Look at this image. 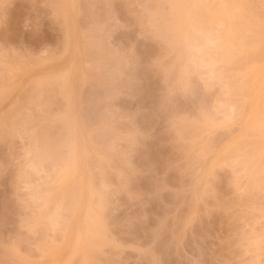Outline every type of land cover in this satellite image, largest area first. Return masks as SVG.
Returning a JSON list of instances; mask_svg holds the SVG:
<instances>
[{"label":"rangeland","instance_id":"obj_1","mask_svg":"<svg viewBox=\"0 0 264 264\" xmlns=\"http://www.w3.org/2000/svg\"><path fill=\"white\" fill-rule=\"evenodd\" d=\"M201 2L0 0V264H264V1Z\"/></svg>","mask_w":264,"mask_h":264},{"label":"bare ground","instance_id":"obj_2","mask_svg":"<svg viewBox=\"0 0 264 264\" xmlns=\"http://www.w3.org/2000/svg\"><path fill=\"white\" fill-rule=\"evenodd\" d=\"M174 1H175V0H174ZM201 1H202V0H200V2H201ZM235 1H236V0H235ZM239 1H240V0H239ZM263 1H264V0H263ZM177 2H179V1H177ZM187 2H188V1H187ZM215 2H216V1H215ZM215 2H214L213 4H215ZM223 2H224V0H223ZM244 2H245V1H243V4H244ZM173 3H175V2H173ZM198 3H199V2H197V4H198ZM201 3H202V2H201ZM204 3H205V2H204ZM219 3H220V2H219ZM224 3H225V2H224ZM254 3H255V2H254ZM262 3H263V2H262ZM175 4H176V3H175ZM175 4L172 5V6L175 7V6H176ZM178 4H179V3H178ZM199 4H200V3H199ZM234 4H235V2H234ZM247 4H249V2H248ZM255 4H256V3H255ZM200 5H201V4H200ZM218 5H219V4H218ZM221 5H222V4H221ZM240 5H241V4H240ZM240 5L238 4V6H240ZM244 5H245V4H244ZM263 5H264V4H263ZM193 6H195V4H194ZM193 6H192V7H193ZM196 6H197V5H196ZM196 6H195V7H196ZM198 6H199V5H198ZM201 6H202V5H201ZM201 6H200V7H201ZM204 6H205V4H204ZM204 6H203V7H204ZM216 6H217V5H216ZM216 6H215V7H216ZM223 6H224V4H223ZM228 6L230 7V5H228ZM228 6H227V7H225V6L223 7L225 13L232 12V10H231V11H229V10L227 11V9L229 8ZM238 6H237V8H238ZM247 6H249V5H247ZM177 7H178V6H176V9H177ZM188 7H189V6H188ZM215 7H214V8H215ZM235 7H236V6H235ZM241 7H243V5H242ZM249 7H250V6H249ZM257 7H258V5H257ZM257 7H256V8H257ZM259 7H260V6H259ZM263 7H264V6H263ZM60 8H61V7H60ZM182 8H183V6L181 7V10H180L181 12H182ZM198 8H199V7H198ZM226 8H227V9H226ZM245 8H246V7H245ZM245 8H244V10H245ZM260 8H261V7H260ZM172 9H173V8H172ZM194 9H195V8H194ZM199 9H200V8H199ZM201 9H204L203 11L206 10L205 7H204V8H201ZM212 9H213V8H212ZM217 9H218V8H217ZM217 9H216V10H217ZM225 9H226V10H225ZM251 9H252V8H251ZM263 9H264V8H263ZM183 10H184V9H183ZM187 10H188V9H187ZM189 10H190V9H189ZM196 10H198L197 7H196ZM196 10H194V11H196ZM216 10H215V11H216ZM218 10H219V9H218ZM221 10H222V9H221ZM233 10H235V9L233 8ZM236 10H239V8L236 9ZM236 10H235V11H236ZM249 10H250V8H249ZM175 11H177V10H175ZM180 11H179V12H180ZM190 11H191V10H190ZM199 11H200V10H199ZM203 11H202V12H203ZM212 11H213V10H212ZM187 12L189 13V11H187ZM209 12H210V11H209ZM220 12H221V11H220ZM233 12H234V11H233ZM233 12H232L231 14H226V15L229 16V18H228L227 16H226V17H227L228 19H230V20L232 19L231 21H232L233 23H235V22L237 21V22L240 24V21H238L237 18H236V20H233L234 17H237V16H235V12H234V17L231 16V15L233 14ZM239 12H240V11H239ZM241 12H242V10H241ZM241 12H240V13H241ZM246 12H247V11H246ZM249 12H250V11H248V13H249ZM255 12H256V11H255ZM188 13H187V14H188ZM200 13H201V12H200ZM214 13H215V12H214ZM214 13H213V14H214ZM256 13H258V12H256ZM256 13H255V14H256ZM263 13H264V12H263ZM62 14H63V13H62ZM180 14L183 15V13H180ZM189 14H190V15H189ZM189 14H188L187 18H188L189 16H190V17L192 16V15H191V12H190ZM194 14H195V13H194ZM204 14H205V13H204ZM220 14L223 15L222 12L219 13V15H220ZM249 14L251 15V12H250ZM253 14H254V12H253ZM253 14H252V15H253ZM182 15H180V16L182 17ZM199 15H200V14H199ZM217 15H218V14H217ZM221 15H220V18L224 19V16L221 17ZM242 15H244L243 12H242ZM246 16H247V15H246ZM256 16H257V14H256ZM256 16H255V17H256ZM211 17H213V19L215 18V16H212V15H211ZM262 17H263V16H262ZM177 18H178V16H177ZM201 18H202V17H201ZM201 18H200V19H201ZM206 18H207V17H206ZM217 18H218V17H217ZM227 18H226V19H227ZM240 18H241V17H240ZM250 18H251V17H250ZM188 19H189V18H188ZM188 19H187V21H190V20H191V19H189V20H188ZM192 19H193V18H192ZM198 19H199V18H198ZM200 19H199V20H200ZM211 19H212V18H211ZM211 19H210V20H211ZM213 19H212V20H213ZM234 19H235V18H234ZM248 19H249V16H248ZM260 19H261V18H260ZM168 20H170V19H168ZM175 20H176V18H175ZM178 20H179V19H178ZM178 20H177V23H178ZM201 20L205 21L204 19H201ZM224 20H225V19H224ZM224 20H223V21H224ZM258 20H259V16H258ZM157 21H158V20H157ZM162 21H163V19H162ZM203 21H202V22L200 21V22L202 23V26H203V31H210V30H212L211 28H210V29L208 28L209 25H211L210 21L207 20V21H209V23H210V24L208 23L209 25L207 24V26H206V24H204L205 22H203ZM214 21H215V20H214ZM231 21H228V23H227V21H225V22H223L224 24H222V25L224 26L223 31L225 30V27H230V28H231V29H230V28L227 29L228 31H229V30H230V31H233V30H234V32H231V34H232V33H235V32H236V25H237V23H236V25H235V24H233ZM234 21H235V22H234ZM248 21H249V23H250L251 19L248 20ZM252 21H253V20H252ZM255 21L257 22V19H256ZM259 21H260V20H259ZM262 21H263V20H262ZM159 22H160V21H159ZM194 22H195V21H194ZM219 22H222V20L220 19ZM230 22H231L232 24H231ZM260 22H261V21H260ZM189 23H190V24H189V26L187 25L188 27H187V29H186V32H188V30H189L190 33H191V30H192V27L194 26V23H193V24H192V22H189ZM206 23H207V22H206ZM214 23H215V22H214ZM225 23H227V25H229V26H226ZM229 23H230L231 25H234L235 29H234V27L230 26ZM243 23H244V21H243ZM243 23L241 22L242 26H241V24H240V25H237V26H241V27H243ZM159 24L161 25V23H159ZM173 24H174V23H173ZM173 24H171V27H173V26H172ZM183 24H185V21L183 22ZM203 24H204V25H203ZM247 24H248V23H247ZM258 24H259V23H258ZM176 25H177V24H176ZM190 25H191V30L188 29V28L190 27ZM199 25H201V24H199ZM199 25H198V27H199ZM212 25H213V23H212ZM219 25H220V23H219ZM245 25H246V24H245ZM251 25H252V24H251ZM253 25H254V23H253ZM168 26H170V25H168ZM255 26L258 27V25H255ZM259 26H260V25H259ZM158 27H159V26H158ZM241 27H240V28H241ZM249 27H250V26H249ZM261 27H262V26H261ZM165 28H166V27H164L163 30H166V31H167V29H170V27H169V28H166V29H165ZM193 28L195 29V28H197V26H196V27H193ZM199 28H201V31H202V27H199ZM246 28H247V27H246ZM251 28H252V27H250V29H251ZM161 29H162V27H161ZM241 29H242V28H241ZM243 29H245V28H243ZM243 29H242V30H243ZM253 29H254V28H253ZM255 29H256V28H255ZM172 30H173V29H172ZM172 30H170V31H172ZM260 30H261V29H260ZM262 30H264V27H263ZM195 31H197V30H195ZM195 31L193 30L192 33L195 32ZM198 31H199V29H198ZM213 31H214V30H213ZM230 31H229V32H230ZM238 31L240 32V30H238ZM248 31H249V30H248ZM251 31H252V29H251ZM161 32H162V31H161ZM168 32H169V31H168ZM180 32H181V30H180ZM186 32H185V33H186ZM219 32H221V31L219 30ZM219 32H218V33H219ZM241 32H242V31H241ZM243 32H244V30H243ZM243 32L241 33L242 35L244 34ZM190 33L188 32V34H190ZM206 33H207V32H206ZM221 33H222V32H221ZM224 33H225V34H224ZM224 33H222V35H221V34H220V35L223 36V34H224L225 37H228L227 35H229V34L226 35V31H225ZM247 33H248V32H247ZM166 34L168 35V38H169V35H170V34H168V33H166ZM176 34L178 35V33H176ZM176 34H175V35H176ZM195 34H196V33H195ZM195 34L193 33V40H192V41L190 40V42H191V43L196 42V44L194 43V44L191 45V43H187V45L189 44V46H191V47H193V46H195V47H197V46H198V47H201V46H199V44H198V43H200L201 40H199L200 38H199V39H196V38H195V36H196ZM202 34H203V33H202ZM245 34H246V33H245ZM252 34H253V35H250V36L252 37V39H251L250 36H248V38H247V36H245L246 41H248V40L251 41V40H252L251 42L248 41V43L245 42V41H243L242 39H241V40H242L243 42H240V40L236 37V36H240V33H239V35H235V34H234L235 37L229 35V38H231V37L236 38L235 40H237V41L239 40V43H241V44H239V43L236 41V43L240 45L239 47H240L241 49L238 47L237 44L234 43L235 46L232 44V45H233L232 47H233V48L235 47V51L238 50L237 47L240 49L239 51H243V50H245V49L242 50V48H243V47L245 48L246 46H247V47H250V48H248V49H255L256 46H259V47H257V48H260V47L262 46V43H263V46H264V41L261 40V38L264 37V35L261 34L260 32H257V29H256V31H252ZM259 34H260L261 36H260ZM175 35H174V36H173V34L170 35V36H171V37L169 38V41H170V42H171L170 39H172V36L175 37ZM194 35H195V36H194ZM205 35H206V34H205ZM208 35H209V34H208ZM220 35L217 37V39H219V38L221 37ZM262 35H263V36H262ZM179 36H180V35H179ZM179 36H177L178 38L175 37L176 39H172V41H173V40H174V41H175V40L178 41L177 39H179ZM224 36H223V37H224ZM196 37H197V36H196ZM225 37H224V38H225ZM184 38H185V37H184ZM186 38H187L188 41H189V38L187 37V34H186ZM191 38H192V36H191ZM224 38H223V39H224ZM241 38H242V37H241ZM249 38H250V39H249ZM206 39H207V36H206ZM206 39H205V40H206ZM210 39H211V38H210ZM210 39L208 38L209 41H210ZM223 39H222V40H223ZM231 39H232V38H231ZM262 39H263V38H262ZM166 40H167V39H166ZM184 40H185V39H184ZM194 40H195V41H194ZM205 40H203V42H206V41H207V40H206V41H205ZM212 40H213V39H212ZM214 40H215V38H214ZM188 41H187V42H188ZM193 41H194V42H193ZM197 41H198V43H197ZM225 41H226V38H225ZM228 41H230V42H229L230 44H231L232 42H234V40H232V42H231V40H228ZM262 41H263V42H262ZM67 42H68V41H67ZM203 42H202V44H203ZM222 42H223V41H222ZM222 42H220L221 44L218 43V45H217V46L221 45L220 47L217 48V46H216V49H219V50H216V51H218L217 53L220 55L219 58H221L223 55H225V56H223V58H225V57H227V56H230V52H233V51H234V49L232 50L231 45H224L226 48L229 46V48H228L229 50H225V49H224L226 52L223 51V50L221 49V47L223 46ZM244 42L247 43V45H245ZM168 43H169V42H168ZM176 43H178V42H176ZM223 43H224V42H223ZM250 43L252 44L251 46H250ZM183 44H184V43H183ZM183 44H182V46H183ZM197 44H198V45H197ZM200 44H201V43H200ZM204 44H205V43H204ZM204 44H203V45H204ZM213 44H214V43H213ZM213 44H212V46H213ZM216 44H217V43H216ZM216 44H215V45H216ZM260 44H261V46H260ZM187 45H185V46H187ZM196 45H197V46H196ZM209 45H210V44H209ZM209 45H208V46H209ZM254 45H256V46H254ZM263 46H262V47H263ZM67 47H68V46H67ZM177 47H178V45H177ZM202 47H203V46H202ZM230 47H231V49H230ZM253 47H254V48H253ZM262 47H261V49L263 50L264 47H263V48H262ZM188 48H189V47H188ZM188 48L186 47V49H188ZM207 48H208V47H207ZM189 49H190V48H189ZM189 49H188V50H189ZM195 49H196V48H195ZM190 50H192V49H190ZM214 50H215V49H214ZM221 50H222V51H221ZM230 50H231V51H230ZM193 51H194V50H193ZM235 51H234V53H236ZM245 51H246V50H245ZM248 51H250V50H248ZM191 52H192V51H191ZM202 52H203V51H202ZM212 52H213V51H212ZM227 52H229V53H228L229 55H228V54L226 55ZM259 52H260V51H259ZM186 53H187V52H186ZM192 53H193V52H192ZM194 53H195V52H194ZM197 53H198V52H197ZM205 53H206V52H205ZM222 53H224V54L221 56ZM234 53H233V54H234ZM243 53H244V51H243ZM233 54H232V56H233ZM255 54H256V53H255ZM181 55H182V54H181ZM189 55H190V54H189ZM208 55H209V54H208ZM219 55H218V56H219ZM237 55H239V54H237ZM245 55H246V54H245ZM191 56H192V55H191ZM263 56H264V55H263ZM177 57H178V56H177ZM247 57H248V55H247ZM188 58H189V57H188ZM195 58H196V57H195ZM223 58H222V59H223ZM227 58H228V57H227ZM248 58H249V57H248ZM248 58H246V59H248ZM201 59H202V58H201ZM204 59H205V58H204ZM210 59H211V58H210ZM217 59H218V58H217ZM228 59H229V58H228ZM228 59H227V60H228ZM237 59H238V58H237ZM188 60H189V59H188ZM219 60H220V59H219ZM225 60H226V59H225ZM252 60H253V59H252ZM252 60H251V58H250L249 61H248V60H246L247 62L244 61L245 64H242V65H245V66L247 65L246 68H248V66H249V68H250L251 65H250L249 63H252V67H251V68H254V65L256 64V62H257L256 60H257V59L255 60V58H254L253 62H252ZM199 61H200V60H199ZM211 61H212V60H211ZM254 61H255V64H254ZM191 62H192V61H191ZM203 62H204V61H203ZM259 62H260V61H259ZM259 62H258V63H259ZM193 64H194V63H193ZM209 64H210V63H209ZM253 64H254V65H253ZM210 65H211V64H210ZM226 65H227V64H226ZM256 65H257V64H256ZM261 65H262V64H261ZM186 66H187V65H186ZM196 66H197V65H196ZM237 66H238V64H237ZM263 66H264V65H263ZM189 67H190V66H189ZM204 67H205V66H204ZM234 67H235V66H234ZM193 68H195V67H193ZM246 68H245V70H244V67L242 66V70H244V71H248V72H246L245 74L248 75L249 79H246V80H249V82L245 80L246 75H245L244 73H242L241 75H245V77L242 78L241 75H240L239 78H242V79L245 81V83L240 82L241 84L243 83V85H240L239 88H240V89H243L242 87H244V85H246V84L249 85V83H250V85L247 86V87H246V86L244 87V88H248V89L241 90V91H242L243 93H245V94L241 93L239 90H237V91L240 92V93H239L240 95L243 94V96L246 95V93H247V96H248V92H249V91H252V93H253V90H254V91L257 90V92H258V90H260L259 92H261V90L264 88V87H263L262 89H260L261 85H264V69H262V70H263V73H262V71H258V70L252 71L251 68H250V69L248 68V69L246 70ZM197 69H198V68H197ZM206 69H207V68H206ZM71 70H72V69L69 68L68 72H64V73H70ZM238 70H240V69H238ZM250 70H251V71H250ZM184 71H185V70H184ZM196 71H197V70H196ZM202 71H203V70H202ZM206 71H207V70H206ZM71 72H73V70H72ZM198 72H199V71H198ZM186 73H187V72H186ZM209 73H210V71H209ZM212 74H213V73H212ZM64 75H65V76H64ZM68 75H70V74H68ZM232 75H233V74H232ZM63 76H64V79H63ZM63 76H62V74H60L59 77L62 79V81L64 80V81H63V84H64L63 86H64L65 89H66V86H65V85H66V84H69V83L71 82V81L69 82V81L67 80V79L70 78V76L68 77L66 74H63ZM72 76H73V75H72ZM183 76H184V75H183ZM53 77H54V76H53ZM55 77H57V76H55ZM65 77H66V78L68 77V78L66 79ZM215 77H216V76H215ZM230 77H231V76H230ZM57 78H58V77H57ZM186 78H187V77H186ZM49 79H50V78H49ZM53 80H54V79H53ZM181 80H182V79H181ZM213 80H214V79H213ZM238 80H240V79H238ZM243 80H242V81H243ZM60 81H61V80H60ZM67 81H68V82H67ZM240 81H241V80H240ZM65 82H66V83H65ZM235 82H236V81H235ZM247 82H248V83H247ZM61 83H62V82H61ZM187 83H188V82H187ZM223 83H224V82H223ZM49 84H50V83H49ZM57 84H58V83H57ZM59 84H60V83H59ZM59 84H58V85H59ZM232 84H233V83H232ZM71 85H72V84H71ZM224 85H225V84H224ZM63 86H62V87H63ZM53 87H54V86H53ZM55 87H56V86H55ZM62 87L60 86V88H62ZM227 87H228V85H227ZM256 88H258V89H256ZM63 89H64V88H63ZM236 89H237V87H236ZM236 89H234V90H236ZM40 90H41V89H40ZM228 90H229V89H228ZM246 90H248V91H246ZM41 91H42V90H41ZM63 91H64V90H63ZM70 91H71V90H70ZM229 92H230V91H229ZM255 92H256V91H255ZM257 92H256V93H257ZM64 93H65V91H64ZM249 93H250V92H249ZM256 93H255V94H256ZM263 93H264V92H263ZM66 94H67V97L71 95L70 92L67 93V91H66ZM68 94H70V95H68ZM237 94H238V93H237ZM237 94H236V95H237ZM255 94H253V95L255 96ZM225 95H226V94H225ZM249 95H251V94H249ZM253 95H251V96H253ZM231 96H232V95H231ZM247 96H244V97H245V98H248ZM263 96H264V94H263ZM69 98H70V97H69ZM261 100H263V102H264V99H261ZM261 100H259V103H260V104H259V103H257V102H258V99H257V101L254 103V106H255L256 103H257L258 106L261 107V104H263V102L261 103ZM69 101H70V100H69ZM229 101H230V100H229ZM252 101H253V100H251V102H252ZM224 102H225V101H224ZM233 102H234V101H233ZM235 102H236V101H235ZM238 102H239V101H238ZM47 103H48V102H47ZM222 104H223V103H222ZM245 104H246V102H244V105H245ZM252 104H253V103H252ZM252 104H251V106H252ZM67 105H68V104H67ZM227 105H228V104H227ZM244 105H243V107H244ZM65 106H66V105H65ZM231 106H232V105H231ZM247 106H248V102H247ZM256 106H257V105H256ZM256 106H255V108H256ZM263 108H264V106H263ZM248 109H250V108H248ZM251 109L253 110L254 107L251 108ZM251 109H250V110H251ZM252 110L250 111V113L252 112ZM254 110H255V109H254ZM236 111H237V110H236ZM231 112H232V111H231ZM231 112H230V113H231ZM233 112H234V111H233ZM260 112H263V113H264L263 110L260 111V109H259V111H258L257 113L259 114ZM228 113H229V111H228ZM255 113H256V112H255ZM257 113H256V114H257ZM233 116H235V115H233ZM248 116H249V115H248ZM256 116H257V115H256ZM258 116L261 117V115H258ZM263 116H264V114L262 115V117H263ZM68 117H69V116H68ZM252 117H254V114H253V116H251V118H250V117H249V118L252 119ZM259 117H258V118H259ZM262 117H261V118H262ZM258 118H256V119H258ZM263 118H264V117H263ZM263 118H262V119L259 118L258 120H256L257 123H255V125L258 126V124L260 125V123H261V126H258L259 128H258L257 126L255 127V125H253L254 122H253V124H252V120H251V124H252V125H251V124H250V125H251V128H252V129L255 127V128H254V131L256 130V132L258 131V133H260L259 130H261L262 127H263V129H264V125H263V124H264V119H263ZM65 119H66V118H65ZM68 119H69V118H68ZM253 119H254V118H253ZM214 120H215V119H214ZM254 120H255V119H254ZM260 120H262V121L260 122ZM66 121H67V120H66ZM247 121H248V120H247ZM247 121H246V123L248 124ZM206 122H207V121H206ZM66 123H67V122H66ZM208 123H209V122H208ZM214 123H215V122H214ZM11 125H12V124H11ZM66 125H67V124H66ZM250 125L248 124V126H250ZM213 126H214V125H213ZM252 126H253V127H252ZM67 128L69 129V127H67ZM251 128H250V129H251ZM256 128H257V129H256ZM260 128H261V129H260ZM68 129H67V130H68ZM258 129H259V130H258ZM261 132H262V131H261ZM68 133H69V130H68ZM263 133H264V132H263ZM246 135H247V134H246ZM258 135H259V134H258ZM67 137H68V136H67ZM262 137H264V135H262ZM47 138H48V137H47ZM63 138H64V137H63ZM241 138H242V137H241ZM48 139H49V138H48ZM41 140H42V139H41ZM69 140H70V139H69ZM59 141H60V140H59ZM236 141H237V140H236ZM45 142H47V141H45ZM263 142H264V141H263ZM42 143H43V142H42ZM233 143H234V142H233ZM45 145H46V144H45ZM71 145H72V144H71ZM237 145H238V144H237ZM244 145H246V144H244ZM248 146H249V145H248ZM68 147H69V146H68ZM230 147H231V146H230ZM46 148H47V147H46ZM69 148H70V147H69ZM74 148H75V147H74ZM247 148H248V147H247ZM253 148H254V147H253ZM253 148H252V149H253ZM263 148H264V147H263ZM261 149H262V148H261ZM69 150H70V149H69ZM230 150H231V149H230ZM237 151H238V150H237ZM258 151H259V150L257 149V153H258ZM75 152H76V151H75ZM227 152H228V151H227ZM235 152H236V151H235ZM238 152H239V151H238ZM245 152H246V151H245ZM73 153H74V150H73ZM252 153H253V152H252ZM252 153H251V155H253ZM74 154H76V153H74ZM74 154H73V155H74ZM224 154H225V153H224ZM233 154H234V153H233ZM247 154H248V152H247ZM55 155H56V154H55ZM55 155H54V156H55ZM69 155H70V152H69ZM230 155H231V154H230ZM245 155H246V154H245ZM59 156H60V155H59ZM74 156H75V155H74ZM240 156H241V153H240ZM61 157H62V156H61ZM64 157H65V156H64ZM38 158H39V157H38ZM263 158H264V157H263ZM50 159H51V158H50ZM66 159H68V157H67ZM236 160H237V159H236ZM260 160H262V159H260ZM44 161H45V160H44ZM58 161H59V160H58ZM68 161H69V160H68ZM73 162H74V160H73ZM66 163H67V162H66ZM68 163H69V162H68ZM74 163H75V162H74ZM261 163H262V162H261ZM56 164H59V162H58V163L56 162ZM78 164H79V163H78ZM245 165H246V164H245ZM60 166H61V165H60ZM78 166H79V165H78ZM247 166H248V165H247ZM260 166H261V165H260ZM56 167H59V166H56ZM73 167H74V166H73ZM248 167H249V166H248ZM248 167H247V168H248ZM258 167H259V166H258ZM53 168H55V167H53ZM75 168H77V164H76ZM55 169H56V168H55ZM57 169H58V168H57ZM74 170H75V169H74ZM77 170H78V168H77ZM53 171H54V170H53ZM60 172H61V171H60ZM60 172H59V173H60ZM248 172H249V171H248ZM260 172H262V171H260ZM66 175H67V174H66ZM66 175H65V177H66ZM259 175H261V174H259ZM262 176H263V175H262ZM62 178H64V177H62ZM263 178H264V177H263ZM59 179H60V178H59ZM77 179H79V177H77ZM52 180H53V179H52ZM62 180H63V179H62ZM62 180H61V181H62ZM78 182L80 183V180H78ZM58 183H59V182H58ZM253 183H254V182H253ZM73 185H74V184H73ZM260 185H261V184H260ZM80 186H81V183H80ZM80 186H79V187H80ZM263 186H264V185H263ZM79 187H78V190H79ZM80 188L83 189L82 186H81ZM75 190H76V189H75ZM70 191H71V190H70ZM79 191H80V190H79ZM81 191H82V190H81ZM81 191H80V192H77V194H78V193L80 194ZM72 192H74V191L72 190ZM72 192H71V193H72ZM69 194H70V193H69ZM63 197H64V196H63ZM67 197H68V196H67ZM70 197H71V196H70ZM70 197H69V198H70ZM72 197H73V196H72ZM75 197L77 198V196H75ZM83 197H84V196H83ZM69 198H68V199H69ZM78 198H79V195H78ZM80 198H81V197H80ZM80 198H79V199H80ZM64 199H65V198H64ZM70 200H71V199H70ZM74 200H75V199H74ZM76 200H77V199H76ZM76 200H75V201H76ZM71 201H72V200H71ZM77 201L79 202V200H77ZM58 202H59V201H58ZM78 202H75V204H77V205L80 204V203H78ZM60 204H61V203H60ZM69 204H70V203H69ZM72 205H73V204H71V206H72ZM57 207H58V204H57ZM65 207H66V206H65ZM72 207H73V206H72ZM76 207H77V206H76ZM76 207H75V208L73 207V208L76 209ZM79 207H80V206H79ZM63 208H64V207H63ZM88 208H91V207H88ZM71 209H72V208H71ZM74 209H73V210H74ZM77 209H78V208H77ZM79 209H80V208H79ZM91 209H92V208H91ZM91 209H90V210H91ZM87 210H88V209H87ZM59 211H60V210H59ZM56 212H57V211H56ZM66 212H67V211H66ZM73 212H74V211H73ZM75 212H76V211H75ZM91 212H92V211H90V213H91ZM69 213H70V210H69ZM79 213H80V212H79ZM93 213H94V211H93ZM93 213H92V214H93ZM54 214H55V213H54ZM58 214H59V213H58ZM87 214H88V216L91 215V214L88 213V211H87ZM56 215H57V214H56ZM63 215H64V214H63ZM69 215H70V214H69ZM72 215H74V214L72 213ZM72 215H71V216H72ZM93 215L95 216L96 214L94 213ZM53 216H54V215H53ZM66 217H67V215H66ZM95 217H96V216H95ZM88 218H89V217H88ZM92 218H93V216H92ZM92 218H91V219H92ZM55 219H56V218H54V220H55ZM58 219H59V218H57L56 222L58 221ZM64 219H65V218H64ZM95 219H97V217H96ZM100 219H101V218H100ZM54 220H53V221H54ZM62 220H63V219H62ZM88 220H89V219H88ZM97 220H98V219H97ZM60 221H61V220H60ZM85 221H86V223L88 222L87 219H85ZM67 222H68V221H67ZM102 222H103V221H102ZM61 223H63V222H61ZM48 224H49V223H48ZM59 224H60V223H59ZM88 224H90V220H89ZM88 224H87V225H88ZM102 224H103V223H102ZM64 225H65V224H64ZM66 225H67V224H66ZM84 225H86V224H84ZM52 226H53V224H52ZM62 226H63V225H62ZM95 226H96V225H94V227H95ZM98 226H99V225H98ZM94 227H93V226H92V227H88V230L85 229V231H86V232H85V233H86L85 237H86V236H89V238H90V237H96V236H97V237H99V240L102 239L101 236L103 237V234H102L103 232L101 231V229H100L99 227H98V228H99L100 230L97 229V228H94ZM96 227H97V226H96ZM55 228H56V227H55ZM60 229H64V227H63V228L61 227ZM57 230H58V229H57ZM65 230H66V229H65ZM60 231H61V230H60ZM61 232H64V230H62ZM66 232H67V230H66ZM80 232H81V231H80ZM80 232H79V233H80ZM77 234H78V233H77ZM104 234H105V233H104ZM64 236H65V235L63 234V237H64ZM77 236H78V237L80 236V239H79V241H80V240H81V235H77ZM77 236H76V239L78 238ZM92 239H93V238H92ZM88 240H89V239H88ZM90 240H91V238H90ZM90 240H89V241H90ZM93 240H94V239H93ZM93 240H92V242H93ZM95 240H96V238H95ZM102 240H103V239H102ZM79 241H78V239H77V242H79ZM100 241H101V240H100ZM56 242H57V241H56ZM102 242H103V241H102ZM52 243H53V241H52ZM106 243H107V242H106ZM90 244H92V243H90ZM76 245H77V243H76ZM93 245H94V244H93ZM95 245H96V244H95ZM98 245H99V244H98ZM98 245H97V246H98ZM48 247H50V246H48ZM84 248H86V247H84ZM84 248H83V249H84ZM78 251H79V250H78ZM84 251H85V249H84ZM86 251H87V250H86ZM90 251H91V250H90ZM87 252H89V251H87ZM85 254H87V253H85Z\"/></svg>","mask_w":264,"mask_h":264}]
</instances>
